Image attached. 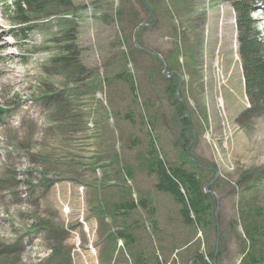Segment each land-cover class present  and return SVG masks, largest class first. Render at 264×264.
Segmentation results:
<instances>
[{
    "label": "rangeland",
    "instance_id": "obj_1",
    "mask_svg": "<svg viewBox=\"0 0 264 264\" xmlns=\"http://www.w3.org/2000/svg\"><path fill=\"white\" fill-rule=\"evenodd\" d=\"M70 1H41L21 31L0 0V264H192L213 249L212 264H242L231 221L245 201L264 209V104L245 112L231 2ZM150 137L202 172L211 223L186 224L155 188ZM140 196L146 207L116 205Z\"/></svg>",
    "mask_w": 264,
    "mask_h": 264
},
{
    "label": "trees",
    "instance_id": "obj_2",
    "mask_svg": "<svg viewBox=\"0 0 264 264\" xmlns=\"http://www.w3.org/2000/svg\"><path fill=\"white\" fill-rule=\"evenodd\" d=\"M43 0H2V11L11 19L25 23L20 30L28 31L30 18L28 13L41 6ZM71 4L70 0H57ZM236 11V27L238 40V54L244 78L246 93L250 99V105L245 109L246 113H256L263 108L264 104V40L260 37L256 28L255 20L251 16L254 2L252 0H229ZM14 36L17 33H13ZM25 36V34H24ZM61 63H68L66 54L58 57ZM171 72V71H170ZM120 77L129 79L131 89L135 86L131 77L124 72L118 74ZM178 75V74H176ZM130 76V75H129ZM176 86L174 79H167L166 90L173 95ZM174 114L185 113L183 105L172 98ZM180 136L183 139L187 130H190L187 116L180 117ZM184 140V139H183ZM148 161L146 169L155 175L154 186L157 190L167 192L178 205V212L186 224L203 226L212 222V201L209 194L204 190V177L201 171L186 167L183 162L171 163L167 161L156 144L154 137H150L148 147ZM194 166L198 163L187 159ZM149 199L140 196L138 202L133 199H124L117 206L132 209L138 204L146 207ZM153 208V207H152ZM231 224L240 226L237 232L242 240L243 251L240 262L242 264H264V209L245 202L238 208V218L233 219ZM121 237H131L130 234L120 232ZM54 254L57 252L54 250ZM219 255L215 249L195 253L192 264H212L213 258ZM154 264H161L158 259Z\"/></svg>",
    "mask_w": 264,
    "mask_h": 264
},
{
    "label": "water",
    "instance_id": "obj_3",
    "mask_svg": "<svg viewBox=\"0 0 264 264\" xmlns=\"http://www.w3.org/2000/svg\"><path fill=\"white\" fill-rule=\"evenodd\" d=\"M144 1V0H143ZM136 30V29H135ZM134 35H135V31H134ZM164 67V71L166 70V68H165V65L163 66ZM177 99H179L178 97H177ZM182 102V101H181ZM182 104H183V107H184V111H185V113H184V115H182V117H184V116H186V112H187V108H186V106H185V104L182 102ZM214 259V258H213Z\"/></svg>",
    "mask_w": 264,
    "mask_h": 264
}]
</instances>
